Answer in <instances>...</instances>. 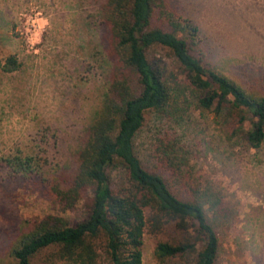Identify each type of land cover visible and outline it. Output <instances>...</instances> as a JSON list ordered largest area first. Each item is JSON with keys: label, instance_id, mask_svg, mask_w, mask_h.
I'll use <instances>...</instances> for the list:
<instances>
[{"label": "rangeland", "instance_id": "374dc122", "mask_svg": "<svg viewBox=\"0 0 264 264\" xmlns=\"http://www.w3.org/2000/svg\"><path fill=\"white\" fill-rule=\"evenodd\" d=\"M166 1L199 28L207 68L264 96V0ZM98 26L95 0H0V63L9 56L20 63L13 73L0 69V264L11 262L6 249L24 219L55 215L73 224L86 216L83 202L62 211L30 183L12 176L4 159L36 156L48 174L74 164L107 88L104 33ZM148 56L178 72L166 49L154 47ZM159 139L176 145L185 176L200 189L199 200L219 238L216 264H264V145L231 146L214 115L203 116L193 107L182 119L146 115L135 139L144 166H152ZM112 179L113 186H120L123 171H114ZM174 192L181 199H197ZM181 236L171 223L159 238ZM155 246L146 235L143 264H194L191 254L159 261ZM53 253L41 252L33 264H54ZM100 264H106L104 258Z\"/></svg>", "mask_w": 264, "mask_h": 264}, {"label": "trees", "instance_id": "16d2710c", "mask_svg": "<svg viewBox=\"0 0 264 264\" xmlns=\"http://www.w3.org/2000/svg\"><path fill=\"white\" fill-rule=\"evenodd\" d=\"M95 2L98 28L104 33L107 88L74 164L48 174L36 156L4 159L12 176L30 183L62 211H73L83 202L86 216L73 224L55 215L24 219L6 249L8 264H33L48 249H54V264H100L102 258L106 264H143L146 235L155 239L159 261L191 254L194 264H216L218 235L199 200L200 189L184 174L176 145L159 139L152 166L146 167L135 139L147 114L182 119L193 107L203 116L214 115L231 146L260 149L264 96L207 68L199 28L166 0ZM157 46L176 61L178 72L169 71L162 59L149 58ZM19 68L16 56L0 63L6 73ZM116 170L124 175L118 187L112 179ZM174 191L197 199H181ZM207 204L216 208L212 201ZM171 223L181 238L160 239Z\"/></svg>", "mask_w": 264, "mask_h": 264}]
</instances>
